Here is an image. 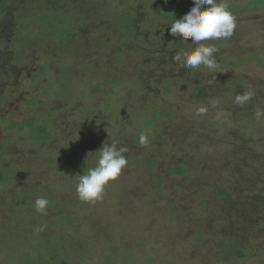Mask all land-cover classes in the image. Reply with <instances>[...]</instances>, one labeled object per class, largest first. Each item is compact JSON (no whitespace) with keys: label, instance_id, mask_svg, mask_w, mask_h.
Listing matches in <instances>:
<instances>
[{"label":"rangeland","instance_id":"rangeland-1","mask_svg":"<svg viewBox=\"0 0 264 264\" xmlns=\"http://www.w3.org/2000/svg\"><path fill=\"white\" fill-rule=\"evenodd\" d=\"M17 1L24 17L0 29V169L12 171L0 264H264V0H228L233 35L203 42L219 49L215 78L172 59L195 47L169 32L192 0ZM43 13L66 32H48ZM31 120L50 138L33 141ZM113 142L126 167L103 199L81 201L79 164L94 167L95 147ZM229 235L243 256L228 255Z\"/></svg>","mask_w":264,"mask_h":264},{"label":"clouds","instance_id":"clouds-1","mask_svg":"<svg viewBox=\"0 0 264 264\" xmlns=\"http://www.w3.org/2000/svg\"><path fill=\"white\" fill-rule=\"evenodd\" d=\"M236 29V16L229 10L228 0H192L190 9L179 19L174 18L170 22L169 32L173 36H179L181 40H191L195 45L191 50H184L175 54L172 59L184 69H198L201 65L208 69L215 78L218 72V64L215 54L219 49L205 41L227 40ZM213 81H210L212 83ZM255 92L249 90L246 93L237 94L235 104L243 106L252 100ZM215 107V104L212 105ZM208 106H200L197 115L204 116L208 113ZM222 114L217 113V119ZM254 116L257 120L264 118V108H257ZM140 145L148 144V137L141 133ZM96 159L94 167L78 177L76 193L78 198L87 203L103 199L105 186L116 180L126 167L128 160L127 147L117 146L115 142L104 144ZM49 201L40 197L34 201L35 211L46 214ZM39 227L35 231H42Z\"/></svg>","mask_w":264,"mask_h":264},{"label":"trees","instance_id":"trees-1","mask_svg":"<svg viewBox=\"0 0 264 264\" xmlns=\"http://www.w3.org/2000/svg\"><path fill=\"white\" fill-rule=\"evenodd\" d=\"M0 1L3 2V4H0V14H3V15H0V29L3 28V25H4L5 21H9L10 22L11 21L10 19H12V23L13 24L16 23L17 22L16 15L17 16L21 15V16L24 17V13H23L22 9H24L26 7V5H27L26 2H20V1H17V0H0ZM53 2L54 3H60L59 0H53ZM23 4L25 6H23ZM172 13L173 12H169V13L167 12L165 14L164 18L165 19H169V18L175 17L177 15L175 13H173V14ZM42 18L44 20L47 19V20L44 21V23L46 22L44 25H45V28L48 30V32L51 33L54 26H56V28L60 29L58 33L62 34V33L66 32V29L62 28L59 24L58 25H54L51 21H49L50 15L48 13H46V14L43 13ZM27 20L28 21H27L26 25H23V28L25 30H27V32H28V27L31 24L32 20H31V18L30 19L27 18ZM21 24H22V19H21V23L19 24L20 27L22 26ZM119 24H120V28L121 29H125V28L130 29V30L132 29V27H130L131 26L130 22L122 23V22L119 21ZM26 35H27L26 37L29 40V34L27 33ZM4 65H6V64H4ZM211 75H213V74H211ZM209 76H210V74H209ZM33 121L34 120H31V122L28 121V122L25 123V125L30 127V125L31 126L33 125ZM19 128H20V126H19ZM29 132H30V137H31V133L33 132L32 133V137L33 138L31 137V139H35L33 141H36V142L37 141L47 140L48 138H50L48 129H47V127L44 124H40V123L37 124L36 123L34 127H30L29 128ZM98 150H100V149L95 147L96 154H97ZM59 157H61V156H59ZM84 162H85V160L81 161V163L79 164L80 166L78 168L82 174H85L87 172V170L89 169L88 165L83 164ZM85 166H87V167H85ZM2 168L6 169V170H1L0 169V183H6L7 184V183H9L12 180L11 176H10V172L12 173V171L8 170L7 167H2ZM183 170H184L183 166L179 165L176 169H174V172L181 174V173L184 172ZM219 194L220 195L226 194V192H225L224 189H220L219 190ZM235 203H237L239 205L238 206L239 208L237 209L236 213L240 217L242 215V213H243V210H242L243 204H242V202L241 203L240 202H235ZM239 242L241 243V241L238 238H236L234 235H229L227 237V240L224 243V247H225L226 252L228 253V255H230V256L234 255V256H237V257H241V256L244 255L243 248H241L239 246L240 245ZM112 249H114V248L111 246V250ZM56 259H57L58 263L59 262H63L64 263V259H65L66 262H68V260H69L67 258V256L65 258H62L61 256H59ZM68 263L72 264L70 262H68Z\"/></svg>","mask_w":264,"mask_h":264}]
</instances>
